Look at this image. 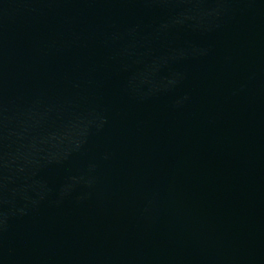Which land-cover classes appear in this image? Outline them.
Wrapping results in <instances>:
<instances>
[{"label": "water", "instance_id": "1", "mask_svg": "<svg viewBox=\"0 0 264 264\" xmlns=\"http://www.w3.org/2000/svg\"><path fill=\"white\" fill-rule=\"evenodd\" d=\"M147 0H0V264H79Z\"/></svg>", "mask_w": 264, "mask_h": 264}]
</instances>
